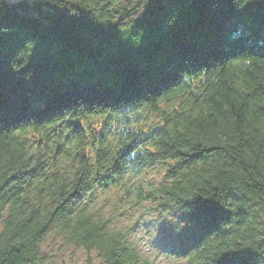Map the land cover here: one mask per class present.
Listing matches in <instances>:
<instances>
[{"label":"trees","instance_id":"16d2710c","mask_svg":"<svg viewBox=\"0 0 264 264\" xmlns=\"http://www.w3.org/2000/svg\"><path fill=\"white\" fill-rule=\"evenodd\" d=\"M151 211L166 264H264V0H0V264H149Z\"/></svg>","mask_w":264,"mask_h":264},{"label":"rangeland","instance_id":"374dc122","mask_svg":"<svg viewBox=\"0 0 264 264\" xmlns=\"http://www.w3.org/2000/svg\"><path fill=\"white\" fill-rule=\"evenodd\" d=\"M140 210L148 212L147 208ZM138 215V212H128L122 219L125 228L132 226L130 240L137 243L139 253L149 264H166L167 250L180 251L184 247V240L179 239L178 217L174 214L161 216L160 212L151 211L137 222ZM46 252L47 264H102L96 255L88 257L82 250L62 247L60 243L51 242Z\"/></svg>","mask_w":264,"mask_h":264}]
</instances>
